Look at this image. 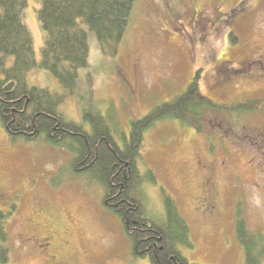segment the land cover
Segmentation results:
<instances>
[{"label":"rangeland","instance_id":"rangeland-1","mask_svg":"<svg viewBox=\"0 0 264 264\" xmlns=\"http://www.w3.org/2000/svg\"><path fill=\"white\" fill-rule=\"evenodd\" d=\"M26 1L22 21L39 64L46 39L38 20L41 0ZM84 28L88 66L58 110L87 132L83 114H101L119 146L131 121L184 92L198 70L201 93L216 103L264 98V0H136L113 56L104 55ZM26 81L65 94L57 78L38 66ZM262 110L207 113L208 134L176 121L157 122L145 133L137 169L153 180H144L138 191L154 221L165 218V194L176 202L194 243L180 252L191 264H244L234 225L239 209L249 229L264 237ZM72 160L66 147L42 137L10 139L0 123V215L11 254L6 264H150L133 256L119 217L103 204L101 185L75 172Z\"/></svg>","mask_w":264,"mask_h":264},{"label":"trees","instance_id":"trees-1","mask_svg":"<svg viewBox=\"0 0 264 264\" xmlns=\"http://www.w3.org/2000/svg\"><path fill=\"white\" fill-rule=\"evenodd\" d=\"M136 0H41L38 20L46 34L40 63L33 56V41L22 21L26 0H0V123L12 140L45 141L66 147L71 167L87 173L103 189V204L116 214L130 238L135 258L150 264H191L180 247L193 248L190 227L176 202L164 195L165 218L154 221L145 210L138 187L144 180L137 159L145 133L160 121H176L198 134H208L207 113L239 115L263 107L261 100L223 105L203 96L200 70L186 90L130 122L128 139L119 146L108 119L85 112L89 132L59 112L58 106L76 86L79 70L88 66L89 43L85 26L95 34L104 55L118 53ZM84 26V27H83ZM232 36V34H230ZM38 66L54 75L65 94L29 86L28 71ZM235 234L244 250V264H264V237L249 229L242 210L234 213ZM12 212L7 215L11 216ZM0 215V263L10 260L8 233Z\"/></svg>","mask_w":264,"mask_h":264},{"label":"flooded vegetation","instance_id":"flooded-vegetation-1","mask_svg":"<svg viewBox=\"0 0 264 264\" xmlns=\"http://www.w3.org/2000/svg\"><path fill=\"white\" fill-rule=\"evenodd\" d=\"M259 60H260V62H261V64H262V66H263V63H264V58H263V56H261ZM256 67H257V66H256ZM258 69L260 70L261 68L258 67ZM241 72H242V71H241ZM261 72L264 73V69H263V68L259 71L260 74H261ZM262 80H263V79H262ZM263 81H264V80H263ZM262 97H264V96H262ZM258 100H261V101H262V103H263V107H262L261 109L264 110V98H263V99H258ZM263 110H262V111H263ZM258 116H259V115H257V117H258ZM259 135L261 136V137L259 138L260 143H261V142L264 143V129L260 131V134H259ZM261 145H262V144H261ZM262 153H263L262 150L258 153L260 164H262V160H263V155H262ZM55 238H56V234H53V235H51V236L48 238L47 241H48L49 243H47V245H48L49 248H51V246L54 244V242H55Z\"/></svg>","mask_w":264,"mask_h":264}]
</instances>
